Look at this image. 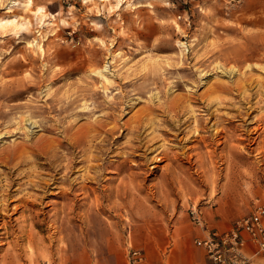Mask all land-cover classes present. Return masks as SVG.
Masks as SVG:
<instances>
[{
  "label": "rangeland",
  "instance_id": "rangeland-1",
  "mask_svg": "<svg viewBox=\"0 0 264 264\" xmlns=\"http://www.w3.org/2000/svg\"><path fill=\"white\" fill-rule=\"evenodd\" d=\"M264 195V0H0V264H128Z\"/></svg>",
  "mask_w": 264,
  "mask_h": 264
},
{
  "label": "built area",
  "instance_id": "built-area-1",
  "mask_svg": "<svg viewBox=\"0 0 264 264\" xmlns=\"http://www.w3.org/2000/svg\"><path fill=\"white\" fill-rule=\"evenodd\" d=\"M189 215L204 230L194 242L213 264H255V257L264 251V195L256 196L250 210L226 227L209 225L196 203L189 206ZM127 257L128 264H143L146 259L143 249L132 244Z\"/></svg>",
  "mask_w": 264,
  "mask_h": 264
},
{
  "label": "crops",
  "instance_id": "crops-1",
  "mask_svg": "<svg viewBox=\"0 0 264 264\" xmlns=\"http://www.w3.org/2000/svg\"><path fill=\"white\" fill-rule=\"evenodd\" d=\"M229 224L218 227H226ZM203 233L204 230L199 226H195L187 234L180 232L167 251H163V247L154 249L149 246L143 264H213L204 248L194 242L195 236ZM255 264H264V251L255 257Z\"/></svg>",
  "mask_w": 264,
  "mask_h": 264
}]
</instances>
